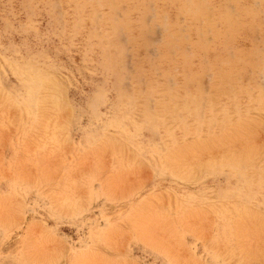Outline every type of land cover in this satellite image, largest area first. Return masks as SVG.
<instances>
[{"label":"rangeland","instance_id":"374dc122","mask_svg":"<svg viewBox=\"0 0 264 264\" xmlns=\"http://www.w3.org/2000/svg\"><path fill=\"white\" fill-rule=\"evenodd\" d=\"M0 264H264V0H0Z\"/></svg>","mask_w":264,"mask_h":264},{"label":"bare ground","instance_id":"6f19581e","mask_svg":"<svg viewBox=\"0 0 264 264\" xmlns=\"http://www.w3.org/2000/svg\"><path fill=\"white\" fill-rule=\"evenodd\" d=\"M203 3V2H202ZM256 10V9H255ZM260 12V11H259ZM205 15V14H204ZM164 17V16H163ZM164 20V19H163ZM158 21V20H157ZM196 26V25H195ZM249 27V26H248ZM171 48V47H170ZM163 50V49H162ZM177 51V50H176ZM170 53V52H169ZM230 61V60H229ZM227 71V70H226ZM227 76V75H226ZM223 79H225L224 77H223ZM217 80V79H216ZM215 85V84H214ZM217 90H219V89H217ZM214 91V90H213ZM212 91V92H213ZM149 92V91H148ZM36 95V94H35ZM161 95V94H160ZM147 96H148V94H147ZM162 98H163V96H162ZM203 100V99H202ZM164 101V100H163ZM200 101V100H199ZM158 102V101H157ZM195 107V106H194ZM157 109V108H156ZM175 109V108H174ZM158 111V110H157ZM128 114V113H127ZM187 114V113H186ZM244 114V113H243ZM124 115V114H123ZM146 115H148V114H146ZM245 115V114H244ZM154 117V116H153ZM166 118V117H165ZM163 120V119H162ZM160 121V120H159ZM175 121V120H174ZM173 124V123H172ZM161 127V126H160ZM194 144V143H193ZM200 146V145H199ZM187 148V147H186ZM196 148V147H195ZM185 149V148H184ZM178 150V149H177ZM243 156V155H242ZM238 158V157H237ZM255 160V159H254ZM250 165V164H249ZM232 166V165H231ZM238 169V168H237ZM258 180V179H257ZM256 182V181H255ZM248 184V183H247ZM250 185V184H249ZM259 188V187H258ZM245 195V194H244ZM211 198V197H210ZM251 205V204H250ZM219 206V205H218ZM219 212V211H218ZM219 214V213H218Z\"/></svg>","mask_w":264,"mask_h":264}]
</instances>
